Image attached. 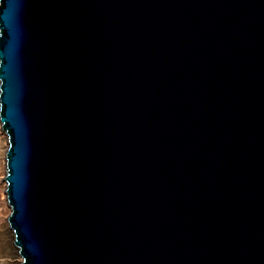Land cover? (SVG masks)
I'll use <instances>...</instances> for the list:
<instances>
[{
  "label": "water",
  "instance_id": "obj_1",
  "mask_svg": "<svg viewBox=\"0 0 264 264\" xmlns=\"http://www.w3.org/2000/svg\"><path fill=\"white\" fill-rule=\"evenodd\" d=\"M21 264H264V0H0Z\"/></svg>",
  "mask_w": 264,
  "mask_h": 264
},
{
  "label": "bare ground",
  "instance_id": "obj_2",
  "mask_svg": "<svg viewBox=\"0 0 264 264\" xmlns=\"http://www.w3.org/2000/svg\"><path fill=\"white\" fill-rule=\"evenodd\" d=\"M1 127V126H0ZM2 135V134H1ZM6 137V136H5ZM7 139V137H6ZM1 140V139H0ZM4 144V142H3ZM8 146L9 144L7 143L6 144V150H5V156H6V152H7V149H8ZM2 147V146H0ZM3 151V150H2ZM2 155V154H1ZM3 159V158H2ZM1 160V159H0ZM5 161H6V157H5ZM2 167V166H1ZM5 169V168H4ZM7 169V168H6ZM1 173V171H0ZM6 175V174H5ZM1 176V175H0ZM1 180V179H0ZM4 181V180H3ZM3 183V182H2ZM2 185V184H1ZM3 187H6V181H5V186ZM2 189V188H1ZM6 191V190H5ZM2 194V193H1ZM4 195V194H3ZM1 196V195H0ZM1 198V197H0ZM4 198H5V212L4 214H10V206H9V203H8V199H7V193L5 192V195H4ZM4 204V203H3ZM3 206V205H2ZM3 208V207H2ZM2 214V215H4ZM5 216V215H4ZM1 219V218H0ZM6 220V219H5ZM4 223V222H2ZM5 229L4 231L0 232V243L3 247L2 250H0V264H21V260H20V256L18 254V250L16 248V246L14 245V242H13V234H12V231L10 229V226L8 224V222L5 221ZM2 227V226H1ZM4 227V226H3ZM1 229V228H0ZM10 235H11V238H10ZM10 240H12V243L9 244ZM6 246V247H5ZM1 248V247H0Z\"/></svg>",
  "mask_w": 264,
  "mask_h": 264
},
{
  "label": "rangeland",
  "instance_id": "obj_3",
  "mask_svg": "<svg viewBox=\"0 0 264 264\" xmlns=\"http://www.w3.org/2000/svg\"><path fill=\"white\" fill-rule=\"evenodd\" d=\"M0 146H2V147H0V171H1V173H0V232H2V231H4V229H5V221L6 222H8V217H9V214H7V216H6V214H4V212H5V207H6V205H5V198H4V195H5V190H6V187H3V186H5V181H6V179H4L5 177H6V161H5V150H6V144L8 143V139H6V137H7V135H6V133H5V131L3 130V128H2V124H1V122H0ZM2 134V135H1ZM6 136V137H5ZM3 142H4V144H3ZM3 150V151H2ZM2 154V155H1ZM3 158V159H2ZM2 166V167H1ZM5 168V169H4ZM4 180V181H3ZM3 182V183H2ZM2 184V185H1ZM2 188V189H1ZM2 193V194H1ZM4 194V195H3ZM4 203V204H3ZM3 205V206H2ZM3 207V208H2ZM2 214H4V215H2ZM6 219V220H5ZM2 222H4V223H2ZM8 224H9V222H8ZM2 226V227H1ZM4 226V227H3ZM4 228V229H3ZM10 238H11V235H10ZM10 243H12V240H10V242H9V244ZM0 250H2L3 249V247H2V245H1V243H0ZM6 247V246H5ZM1 252V251H0ZM20 260H21V258H20Z\"/></svg>",
  "mask_w": 264,
  "mask_h": 264
}]
</instances>
